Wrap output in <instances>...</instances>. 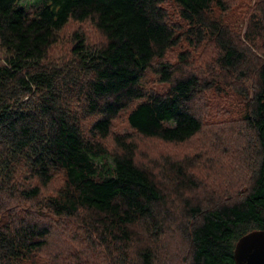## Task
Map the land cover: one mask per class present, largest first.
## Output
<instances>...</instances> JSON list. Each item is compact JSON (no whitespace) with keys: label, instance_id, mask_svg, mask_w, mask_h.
I'll return each instance as SVG.
<instances>
[{"label":"trees","instance_id":"obj_1","mask_svg":"<svg viewBox=\"0 0 264 264\" xmlns=\"http://www.w3.org/2000/svg\"><path fill=\"white\" fill-rule=\"evenodd\" d=\"M170 1L184 28L170 19L164 0H40L31 8L0 0V264L35 262L52 223L79 226L81 264H94V257L170 264L157 245L178 226L187 241L182 264H234L236 241L264 229V10L248 43L258 58L251 65L253 55L209 15L213 6L224 10V0ZM69 20H89L104 41L90 46L73 32L71 56L58 65L47 59L48 50ZM207 33L218 45V64L236 80L254 67L251 94L242 93V119L255 154L242 192L203 205L186 193L199 187L189 158L154 161L159 181L136 163L127 136H114L115 151L100 140L131 103L127 122L136 133L180 143L199 132L202 121L189 103L212 81L178 71L164 57L181 38L191 44ZM184 52L178 63L187 61ZM155 61L158 79L169 83L163 93L140 84ZM88 116L95 118L84 131ZM58 172L62 184L45 197L43 187Z\"/></svg>","mask_w":264,"mask_h":264},{"label":"rangeland","instance_id":"obj_2","mask_svg":"<svg viewBox=\"0 0 264 264\" xmlns=\"http://www.w3.org/2000/svg\"><path fill=\"white\" fill-rule=\"evenodd\" d=\"M40 0H20V4L31 8ZM226 8L212 7L209 15L218 19L227 29L229 36L245 47L252 57V64L258 62L255 51L248 43L255 32L256 22L262 17L264 0H224ZM162 6L168 16L175 23L183 24L177 16V6L170 0H164ZM185 24H183L184 28ZM81 33L86 43L97 46L103 43L104 36L93 26L89 20H69L57 33V41L48 50L47 59L53 63L61 64L68 61L71 56L73 32ZM207 33L201 42L189 41L181 38L179 43L170 48L164 59L174 63L178 71L192 70L201 78L212 81L211 89L199 91L195 94L191 105L195 113L200 116L202 127L189 140L174 143L166 142L157 137L144 136L136 133L127 122V114L134 103L121 109L112 119L110 134L101 138L102 145L109 151L118 150L114 136H127L133 143L134 160L137 164L150 169L161 181L158 168L154 161L161 164L163 158L172 159L189 158L191 166L188 170L199 181L195 191H186L192 198L199 199L203 205L225 195L233 196L244 190L250 181V173L254 164L255 145L252 131L245 126L242 119L245 110V90L251 94L254 79V67L244 80H236L234 74L224 71L218 64L219 48L213 37ZM259 37L256 43L260 45ZM184 52L187 61L178 63V53ZM259 53V51H258ZM157 62L146 69L140 80L141 86L155 93H163L168 89L169 83L158 79L155 71ZM234 87V91L232 89ZM240 89V92L237 90ZM135 102V101H134ZM95 116L85 117L81 124L87 131ZM165 181V179H163ZM62 173L58 172L50 183L43 187L45 197L53 195L62 184ZM179 213L178 206L173 207ZM169 226H174L168 222ZM77 228H76V227ZM141 234L142 227L137 226ZM81 232L79 226L62 227V224L52 223L50 234L43 247L35 253V262L22 261L20 264H81L77 256L81 244L76 236ZM141 245V243H137ZM157 245V244H156ZM135 246V245H134ZM162 251V260L168 256L170 264H182L187 256V241L179 229L167 230L157 245ZM90 257V256H89ZM90 259H92L90 257ZM94 264H111L106 258L94 257Z\"/></svg>","mask_w":264,"mask_h":264},{"label":"water","instance_id":"obj_3","mask_svg":"<svg viewBox=\"0 0 264 264\" xmlns=\"http://www.w3.org/2000/svg\"><path fill=\"white\" fill-rule=\"evenodd\" d=\"M234 264H264V229L252 230L235 243Z\"/></svg>","mask_w":264,"mask_h":264}]
</instances>
